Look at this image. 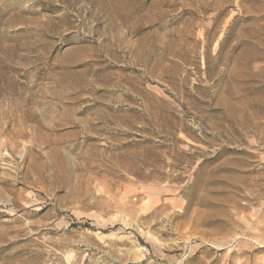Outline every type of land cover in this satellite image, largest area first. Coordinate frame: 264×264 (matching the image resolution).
Listing matches in <instances>:
<instances>
[{
	"label": "rangeland",
	"instance_id": "1",
	"mask_svg": "<svg viewBox=\"0 0 264 264\" xmlns=\"http://www.w3.org/2000/svg\"><path fill=\"white\" fill-rule=\"evenodd\" d=\"M0 264H264V0H0Z\"/></svg>",
	"mask_w": 264,
	"mask_h": 264
}]
</instances>
